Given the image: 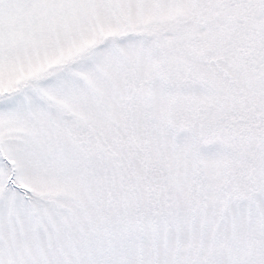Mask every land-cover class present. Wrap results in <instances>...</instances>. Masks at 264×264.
I'll return each mask as SVG.
<instances>
[{
	"label": "snow or ice",
	"instance_id": "6c2138e0",
	"mask_svg": "<svg viewBox=\"0 0 264 264\" xmlns=\"http://www.w3.org/2000/svg\"><path fill=\"white\" fill-rule=\"evenodd\" d=\"M0 264H264V0H0Z\"/></svg>",
	"mask_w": 264,
	"mask_h": 264
}]
</instances>
